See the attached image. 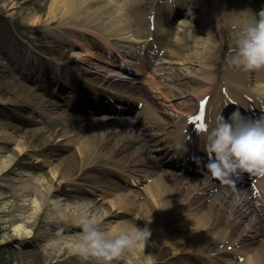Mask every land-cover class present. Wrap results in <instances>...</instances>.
Masks as SVG:
<instances>
[{
	"label": "bare ground",
	"instance_id": "6f19581e",
	"mask_svg": "<svg viewBox=\"0 0 264 264\" xmlns=\"http://www.w3.org/2000/svg\"><path fill=\"white\" fill-rule=\"evenodd\" d=\"M51 1L52 5L49 11L52 14L51 21L60 22L64 20L63 22L72 23L71 30L74 32L75 36H95L97 42H93L91 46H94L96 49H102L105 45L103 49H105V52L111 57L112 54L114 55V39L124 40L130 42V44L136 43L132 37L138 36L144 28L151 27L153 22L156 31L158 30L159 33H161L162 30L168 27L167 21L173 13L177 16L184 14L185 22L181 21L184 24V28L180 34L176 47L178 51H173L176 56V60H174L175 67L173 68L175 75L179 76V78L186 79L192 88L191 90L199 96V100L201 101L199 105H197V109L183 110L182 113L180 112L177 114L176 118H171L168 121L167 113L160 108V103L157 102L158 97H152L148 90L136 87L137 81H132V85L129 81V84L122 83L125 86L124 88L128 91L120 87L118 90H115V93H111L112 90H109L106 85H104V87H98V84H93V81L102 83L111 82V85L116 86L117 84L115 82L122 80L106 79L105 81L99 77L88 76L87 79L86 76L77 74V71L71 67L73 64L67 61V63L64 62L70 67V71H72V69L74 70L67 79L70 85V92L67 96L71 99H69L68 103H65L67 109L63 111V114L54 116L52 125L58 121L60 122V120H64L65 122H69L70 125H73L77 134L84 132L83 135L79 134V137L74 136L73 138H75V141H72V143L78 144L77 148H79L82 154V167H87L94 161H98L103 157L104 152H102V146H106L109 147L108 154H105L107 164L103 168L112 175L123 170V172H125V179L128 180L125 181V183L115 182L111 188L103 190L105 194L103 198L112 196L110 199L111 201L108 200V198L99 204L91 198H81V201L90 202L93 206L91 211L101 210L105 211L104 214L107 213L108 215H112L114 209H119L118 214H127L135 207L139 206L137 212L138 217L136 218L138 227H140L139 225H143L142 228L147 227L151 233L150 236L156 237L164 246L167 244L177 245V250L180 248L178 245L182 244L183 241L186 242L187 239L192 240V246L200 248L195 250L196 254L194 258L202 257L203 254L200 252L206 251L204 247L208 245L211 240L220 238L221 241L228 242V245H232L231 247L227 245L228 249L222 252L226 254L224 257L226 260L225 264H264V232L262 233L263 235L257 233L251 234L250 232L255 226H259L256 227L258 229H264V224H261L264 222V218L258 214L261 212L260 207H264V177L256 184L255 192L246 190L243 192H236L223 188L216 190V187L209 184L204 179L178 175L176 171L163 167V163L156 162L154 156L149 154L143 156L139 152L143 151V153H145L146 149L151 145L153 141V139L150 138L151 135L159 137L158 140L165 141L169 150L181 149V147H183L187 150L182 154H187L189 150L195 151V143H198L197 147L201 146V130L196 126L200 122L192 120L191 117L199 115L201 112H203L204 117L202 122L205 125L213 124L218 116L227 113L224 109L229 108L247 113L248 116L245 118H249L250 115H256L259 118L264 116V114H261V111L264 110V69L255 70V76L261 80V85L258 86L259 88L257 90L254 88L252 89L251 86L247 87L245 82H242L240 79H235L237 75L232 74L230 77L226 78L225 82L221 83L219 87L214 88L216 85V83H214L215 78H213L214 62H216L218 54L220 55L222 52L214 47L215 44L218 46L219 42H216V23L212 15L215 10L214 6L216 5L212 4V0H167L163 5V12L153 10L152 13L147 16L133 9V17L130 19H128L126 14V12L129 11L126 9L128 0H123V2L120 0ZM242 3L246 11L235 13L238 8H232V12L230 13L232 15L228 18L234 23L239 22L242 26L245 21L252 18L251 14L255 15L264 10V0H243ZM129 7L131 6L127 8ZM226 11L228 12V9H226ZM44 37L49 40L53 38L54 35L48 33L44 35ZM235 39L236 38H234V40ZM77 44L78 43L73 44L72 48L78 46ZM211 46L213 47L210 48ZM183 49H186V53L184 54L182 53ZM64 52L65 54H69L71 51L66 49ZM100 52L101 51L90 50L89 53H85L87 57H90L86 63L100 68L95 60V58L100 56ZM83 55L84 54H82V57ZM78 56H81V53ZM135 57L137 58L138 55L136 54ZM121 58L123 59L119 60H121L122 63L127 62L125 63L126 67L130 66L132 61L130 58L124 55H122ZM10 59L14 71L23 74V77L25 74V72H23V67L20 66L18 62H14L12 58ZM55 61V63L60 64V60H58L57 57ZM105 61L107 62V60ZM0 65H2L1 62ZM61 66L66 69L65 65L60 64L58 67L59 71L60 69L62 70ZM114 66L122 68L119 64H114ZM78 68L82 70V72H86L81 65H79ZM250 72L252 71H245V73L248 74V81L251 80ZM153 75L155 76L156 72L150 74L149 77ZM13 84L15 83L13 82ZM151 84L161 93L162 97L166 98L167 93L168 95L170 94V92L167 91L169 86H167L166 83L152 80ZM20 88L22 91L31 94V98L38 97V94L37 96L33 95L34 92L31 87L21 84V86H17L15 90L19 91ZM141 90H145L144 93ZM181 91V88L176 90L177 93ZM136 94L139 96H135ZM144 96H147V98L151 97L153 103L146 100ZM99 100H101V102H99ZM86 101H90L93 104L105 103L108 105V107L93 110L98 111L95 112L97 114L105 113L106 115L99 116L97 119H92L77 117L67 111L69 107L77 108L80 103L84 104ZM115 101L119 102V104L127 109L132 110L137 108L136 120H133V117H120L118 114L120 112L115 110L116 108L113 109L110 107ZM129 101H132V103H128ZM44 102L46 103L48 100H44ZM138 102L143 104L142 107L139 108L137 106ZM166 104L167 103H165V105ZM52 105L55 109L60 108V104L57 102H54ZM167 105L172 106L173 103ZM147 129L152 130L153 133H151V135L148 134ZM73 132L74 130L67 129L65 137H71V133ZM0 133L2 132L0 131ZM112 134H114L113 136H115V138L110 136ZM104 136L111 137L112 141L108 139L109 141L103 144L102 139ZM7 139H10L12 142L18 141V139L12 135L0 134V142L2 141L6 145ZM22 144L21 142L18 143V149L20 152L24 153L23 150L26 146H22ZM121 146H124L123 152L125 155L123 157H118L120 155ZM133 148H136V154L134 151H130ZM154 150V147H152L151 151L154 152ZM202 151V153H199L204 156L205 152L204 150ZM96 158L98 160H95ZM11 161V157L0 158V178L4 175V172L9 170L12 163ZM48 164L49 167H51V171L46 178L34 176L31 181L33 185L28 184L15 188L19 194L24 192L29 195L37 194L42 197L40 202L34 201V204L30 206L29 213L27 212L28 206H23L24 209L21 208L23 213H20V217L24 220L25 224H17L15 230L17 233L16 235H20L22 238L31 236L32 230L27 228L26 223L33 221L37 212L41 211L43 207H46L48 203L51 204V202H49L51 199L50 197L59 188L57 182L60 181L61 183L62 181L66 183L69 181L72 184L74 183V185L78 184L77 179L79 176H76L78 171L68 173L69 175L66 176L64 172L62 173L59 170V166H54L51 160H48ZM130 164L152 166L154 168L149 175L143 174L148 178H153V180L151 184L146 186L151 197H149L148 194L143 195L142 198H144V201L141 203H136L134 201L137 195L134 194L133 190L130 191V193H121L124 188L131 189L128 183H131L132 180H140L142 183L145 179H148L146 177H137L131 170L126 171L127 168L125 166H129ZM196 167L201 166L196 165ZM132 170L134 172H137V170L144 173L147 172L144 168ZM77 189H79V187L76 188V186H74V190L77 191ZM3 198H5V196H3V193H0V199ZM131 199L132 201L127 203ZM130 204H132L131 207ZM52 208V211L55 212L56 215H50V220L58 217L59 220L65 219L66 223H70V228L68 225L63 228H79L73 224L74 212L76 209L73 210L57 202ZM93 217L99 221V226L102 229H108L112 232L127 230L134 226L133 223L127 220L122 222L119 227H114L106 222L105 219H102V216L93 215ZM244 218L248 221L247 225L242 222ZM138 219L139 221H137ZM178 219L181 220V223L178 222ZM165 222L170 223L169 227L165 226ZM184 226H186V228ZM178 227H183L180 233H177ZM78 234L79 233H76L70 238H66V236L60 237L61 240L54 238L50 245L58 246L59 243L65 244L67 241L77 237ZM235 234L237 235L236 238L233 236ZM230 239L233 240L229 242ZM240 241H243L245 247L241 248L239 246L240 248L235 251L234 249L236 245L238 246ZM149 247L150 245H148V242H145L142 247L138 246L134 250L136 251L137 257L142 258L146 264H148L150 260L146 255ZM231 248L233 249L230 250ZM252 251L253 253L251 254L250 252ZM70 254L77 256L72 253ZM234 256L237 257V259L241 256H245L244 262L239 263L237 261L238 263H233L232 259H234ZM123 259H125V257ZM70 262H72L70 264H75V261L71 260ZM130 262L131 264H137V261L130 260ZM127 264H129V261H127Z\"/></svg>",
	"mask_w": 264,
	"mask_h": 264
},
{
	"label": "rangeland",
	"instance_id": "374dc122",
	"mask_svg": "<svg viewBox=\"0 0 264 264\" xmlns=\"http://www.w3.org/2000/svg\"><path fill=\"white\" fill-rule=\"evenodd\" d=\"M120 1L123 2V0ZM166 1L128 0V6L131 7H126L129 10L126 12L127 17L128 19L133 17V9L147 16L153 10L163 12V5ZM242 2L243 0H212V4L216 5L214 6L215 10L212 15L216 23V42H219V45L217 46L215 44L214 47L222 52L220 55L218 54V58L214 62L213 78H215L214 83H216L214 88L224 83L226 78L230 77L231 74L237 75L235 79L242 80L247 87L251 86L252 89L257 90L259 88L258 86L261 85V80L255 76V70L250 72L251 80L248 81V74L245 71L229 63L233 49L235 48L236 39L234 40V38H236L242 25L239 22L234 23L228 18L232 15L230 14L232 8H238L235 13L246 11ZM51 5V0H0V62L2 63L0 65V131L2 133L0 134H9L18 139L17 142H12L10 139H7L6 145L2 141L0 142V158H12L9 170L4 172V175L0 178V193H3V196H5V198L0 199V264H70L72 263L70 262L71 260L75 261V264H94V261H83L79 256L71 255L64 243H59L58 246L50 245L54 238L61 240L60 237L66 236V238H70L74 234L81 232L80 228L69 229L71 227L70 223H66L65 219L59 220L56 216L57 218L50 220V215H56L52 211V207L57 202L74 210L78 203L84 201H81V198H91L98 204L102 203L107 198L108 200L112 198V196L103 198L105 195L103 190L111 188L115 182L125 183V181H128L125 179V172L123 170L112 175L103 168L107 164L105 154H108L109 147L102 146V152H104L103 157L99 160L96 158L95 160L98 161H94L87 167H82V154L79 148H77L78 144L76 142L74 144L72 141H75L74 136L79 137V134L83 135L84 132L77 134L73 125H70L69 122H65L64 120H60V122L58 121L52 125L54 116L63 114V111L67 109L65 103H68L69 99H71L67 96L70 92V85L67 79L73 73L72 71L75 70L77 74L86 77H99L105 81L106 79L122 80L115 82L117 84L116 86L111 85V82L100 83L106 85L109 90L113 91L118 90L120 87L128 91L124 88V84H129L130 82L132 85V81H137L136 87L148 90L152 97H158L157 102L160 103V108L167 113L168 121L171 118H176L177 114L182 113L183 110L197 109V105L200 102L199 96L191 90L192 88L187 80L176 76L173 68L175 67L174 60H176L173 51H178L176 47L184 28V24L181 22L185 20L184 14L177 16L173 13L170 16V21H167L168 27L162 30L161 33L155 32L153 35V31H150V28H144L145 30L143 29L138 36L132 37L136 43L130 44V42L124 40L114 39V55L112 54L111 57L103 49L105 45L102 49H96L94 46H91L93 42H97L95 36H75L71 30L72 23L63 22L64 20L60 22L51 21L52 14L49 12ZM226 9H228V12ZM48 33L53 34L54 37L49 40L46 39L44 35ZM75 43H78V46L72 48V45ZM66 49L71 52L65 54L64 50ZM148 49L153 50L150 51ZM90 50L101 51L99 53L100 56L95 58L100 68L86 63L90 57H87L85 53H89ZM157 50V55L150 53H156ZM80 53L81 56H78ZM182 53H186V49H183ZM82 54H84L83 57ZM136 54L142 58V61L135 57ZM122 55L132 60L131 64L138 75L131 76L125 69H119L114 66V64H118L117 61ZM9 57L23 67V72H25L24 78L22 77L23 74L14 71ZM56 57L60 60L59 63L61 65L66 66V69L61 66L62 70L60 69L59 71L58 67L60 64L55 63ZM66 61L73 64L71 67L74 70L72 69L70 71V67L66 64ZM138 61L141 62L139 64L140 66L136 69L135 66H137L136 63ZM79 65L86 72L79 70ZM134 70L132 69L130 72H135ZM153 72H156V75L149 77L148 74H152ZM152 80L164 82L169 86L167 90L170 92L169 95L167 93L168 98L162 97L161 93L152 86ZM236 83L240 84L239 82ZM21 84L31 87L34 92L33 95L37 96L38 94V97L31 98V94L22 91L21 88V90L16 91V87L21 86ZM178 88L182 89L179 93L176 92ZM141 91L144 93L145 90ZM135 96L138 97L139 95L136 94ZM144 98L153 103L151 97L147 98V96H144ZM44 100H48V102L45 103ZM54 102L59 103L60 108L55 109L52 105ZM128 103H132V101ZM165 103H173V105H165ZM89 108L88 110H91ZM67 111L77 117L92 119L106 115L105 113H90L83 111V109L77 110L75 107H69ZM123 111L120 110V113H118L120 117H133V120H136L137 114H135L134 109ZM223 116L228 118L230 115ZM67 129L74 130L71 133L72 136L68 138L65 137ZM147 132L150 135L153 133L150 129H147ZM113 135L110 136L115 138ZM150 138L153 141L145 153L139 151L143 156L147 154L154 156L151 148L156 143L158 144L154 149L157 146L159 147V145H163L161 144L162 140H158L159 137L151 135ZM108 139L111 140V137L104 136L102 139L103 144L107 143L109 141ZM20 142L23 143L22 146H26L23 150L25 154L18 149V143ZM123 147H120V155L118 157L125 155ZM130 151L135 152L136 148ZM48 160H51L54 166H59V170L62 173L64 172L66 176L69 175L68 173L78 171V174H76V176H79L77 179L78 184L74 185V183L72 184L69 181L66 183L62 181L61 183L60 181L57 182L59 188L57 187L58 190L50 197L49 202L51 204L48 203L46 207H43L41 211L37 212L33 221L26 223L27 228L32 230L31 236L22 238L20 235H16L15 230L17 224H25L24 220L20 217V213H23L21 208L24 209L23 206H28L27 212L29 213L30 206L34 204V201L40 202L42 197L37 194L29 195L24 192L19 194L15 188L28 184L33 185L31 181L34 176L46 178L51 171ZM125 167L127 168L126 171L131 170V172L139 177H146L143 174L149 175L153 170V167L150 166L134 164ZM142 168L147 172L144 173L139 170L134 172L132 170ZM152 180L153 178L150 177L140 184L128 183L131 189L129 190L123 187L124 189L121 193H130L133 190L134 194L137 195L134 201L141 203L144 201V198H142L143 195L148 194L151 197L146 186L151 184ZM74 186L76 188L79 187V189L75 191ZM131 201L132 199L127 203ZM138 207L122 215L118 214L119 209H114L112 215L104 214L105 211L101 210H93L91 212L92 215L102 216V219H105L106 222L114 227H119L122 222L127 220L133 223L134 226H137L136 218L138 217ZM258 214L264 218L263 207H261V212ZM179 219L178 222L181 223ZM242 222L246 225L248 224L246 218L242 219ZM261 224H264V222ZM66 225L69 228H63ZM169 225L170 223L165 222L166 227H169ZM139 226L141 228L143 227V225ZM184 227L186 228V226ZM256 227L259 226L251 229V234H262L264 232V229H258ZM182 230L183 227H178L177 233H180ZM233 236L236 238L237 235L235 234ZM232 240L230 239L229 242ZM146 242L150 245L146 252V255L150 258L148 264H209L211 260H217L221 264L223 263L221 259H224L226 255L222 254L221 251L226 248L223 249L224 246L228 245V243L225 244L221 241L220 238L211 240L204 247L206 251H202L204 255L209 256L194 259L195 250L200 248L192 246V240L190 239L179 244L178 246L180 248L178 250L176 249L177 245L167 244L164 246L154 236H150ZM238 246L241 248L245 247L243 241H240ZM134 250L126 253L125 259L114 261L113 264H127V261L130 260L137 261V264H146L142 258L137 257L136 251ZM250 253L252 254L253 251ZM210 257L214 259H209ZM237 261L243 263L244 256L241 259H232L233 263H238Z\"/></svg>",
	"mask_w": 264,
	"mask_h": 264
},
{
	"label": "clouds",
	"instance_id": "9594fccd",
	"mask_svg": "<svg viewBox=\"0 0 264 264\" xmlns=\"http://www.w3.org/2000/svg\"><path fill=\"white\" fill-rule=\"evenodd\" d=\"M251 17L240 27L229 60L232 66L246 72L264 69V10ZM200 137L208 157L205 175L210 178L234 184L233 177L243 173L264 175V116L251 120L239 111L228 118L220 115L200 131ZM196 160L199 164V158ZM92 207L87 201L75 206L73 224L81 232L65 243L69 252L83 261L113 264L142 247L151 235L147 227L132 226L119 232L102 229L92 215Z\"/></svg>",
	"mask_w": 264,
	"mask_h": 264
},
{
	"label": "snow or ice",
	"instance_id": "6c2138e0",
	"mask_svg": "<svg viewBox=\"0 0 264 264\" xmlns=\"http://www.w3.org/2000/svg\"><path fill=\"white\" fill-rule=\"evenodd\" d=\"M192 120H195V121H199L200 123H198L196 126L202 130L205 128V124L202 122L204 117H203V112H201L199 115H196L194 117H191Z\"/></svg>",
	"mask_w": 264,
	"mask_h": 264
}]
</instances>
